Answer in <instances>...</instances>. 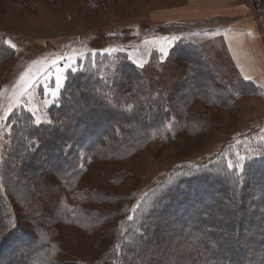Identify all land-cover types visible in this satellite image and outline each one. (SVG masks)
Segmentation results:
<instances>
[{
	"label": "trees",
	"instance_id": "16d2710c",
	"mask_svg": "<svg viewBox=\"0 0 264 264\" xmlns=\"http://www.w3.org/2000/svg\"><path fill=\"white\" fill-rule=\"evenodd\" d=\"M15 55L0 37V66ZM180 62L184 78L168 99L163 88H152L149 74L162 63L157 55L144 70L125 54H88L76 71L66 72L60 97L46 110L51 123L36 124L24 109L10 113L0 160V225L6 226L0 232L7 234L0 239V264H264V157L257 166L245 163L243 181L223 162L179 168L133 212L134 193L121 190L129 178L123 171L108 168L100 173L103 186L77 190L88 169L84 156L120 164L161 133L165 146L183 135L199 138L218 122L193 112L195 102L229 109L237 98L256 93L253 81L224 85L221 64L191 39L178 42L166 63ZM50 179L69 195L49 213L39 204L27 215ZM234 191L238 198L228 207ZM12 223L15 229L7 227ZM60 227L67 228L65 240ZM81 234L92 240L79 241Z\"/></svg>",
	"mask_w": 264,
	"mask_h": 264
},
{
	"label": "rangeland",
	"instance_id": "374dc122",
	"mask_svg": "<svg viewBox=\"0 0 264 264\" xmlns=\"http://www.w3.org/2000/svg\"><path fill=\"white\" fill-rule=\"evenodd\" d=\"M25 1L27 2H23V7L16 5L12 0H5V10L0 15V37L8 45L17 46L29 41L27 37L33 32L64 29V40L52 45L48 50H43L37 56L35 61L42 63L30 65L26 71L28 76L25 82L30 81L31 87L23 96L18 95L24 87V83L20 81L7 95L5 92L3 95L4 64L7 62L0 66V116L6 112L9 116L14 109H24L33 115L36 124L48 123L51 119L46 110L60 97L66 72L76 71L79 62L88 54L94 56L96 53H108L111 58L125 54L135 64L132 60L134 53L145 51L149 46L152 52L145 57L147 63L139 68L148 70L152 64V56L159 57L162 63L156 72L149 70L151 84L154 90L163 88L165 96L169 99L172 97V87L180 84L184 78L185 65L180 62L177 66H171L166 62L170 60L171 49L182 39H191L208 55L212 63L221 64L218 69L224 85H229L230 81H244L230 60L222 40V31L218 29L212 33L208 32L207 28L215 29L211 27L213 24H207L206 27L180 23L155 26L156 21L151 19L149 12L171 6V0ZM255 2L259 13L262 14L261 1ZM70 26L80 33L72 32ZM58 76L61 77L62 87L58 89V96L53 98L51 93L57 90ZM255 85V94L237 98L230 103L229 109L206 108L201 102H195L193 112L211 115L218 122L209 131L201 132L199 138L189 139L183 135L175 145L165 146L161 133L158 139L136 158L120 164L103 165L86 160L84 156L83 162L88 169L77 184V190L103 186L105 181L100 178V173L108 168L117 173L123 171L129 178L125 180L121 190L129 189L134 193L135 200L131 209L133 212L156 185L179 168H209L218 162L228 166L229 161L235 163L238 160L243 165H259L264 157V87L259 83ZM37 120L40 123H37ZM168 126H171V122ZM10 131L11 126L7 119L0 120V160L6 149L5 134ZM232 169L243 181V171ZM67 195L69 191L65 186L50 179L42 196L29 208L27 215H32L39 204H44L46 212L49 213L55 201L60 196ZM67 234V228L60 227V235L64 240ZM84 236L86 235L81 234L79 241ZM86 237L87 240H92L91 237Z\"/></svg>",
	"mask_w": 264,
	"mask_h": 264
},
{
	"label": "crops",
	"instance_id": "0c3cea01",
	"mask_svg": "<svg viewBox=\"0 0 264 264\" xmlns=\"http://www.w3.org/2000/svg\"><path fill=\"white\" fill-rule=\"evenodd\" d=\"M171 1L173 2L171 6L149 12L151 19L156 21L155 26L180 23L186 26L206 27L207 24H213L214 26L211 27L215 29L207 28L208 32L212 33L218 29L222 31V40L240 77L243 80L259 83L264 87L263 11L260 14L258 8H252L250 0ZM260 1L264 7V0ZM70 28L75 34L80 33L75 32L72 26ZM64 32V29L33 32L27 37L29 41H24L13 47L16 51L14 59L4 64L3 95L4 92L7 95L17 85L21 75L29 69L43 50H48L52 45L64 40ZM151 50L152 48L149 46L148 49L145 48V51H137L132 60L138 67L141 64L144 66L147 63L145 57H148Z\"/></svg>",
	"mask_w": 264,
	"mask_h": 264
},
{
	"label": "snow or ice",
	"instance_id": "6c2138e0",
	"mask_svg": "<svg viewBox=\"0 0 264 264\" xmlns=\"http://www.w3.org/2000/svg\"><path fill=\"white\" fill-rule=\"evenodd\" d=\"M12 47H15V45H11ZM163 51V50H162ZM55 62V61H53ZM33 63H42V61H33ZM140 67H143V65L141 64ZM28 76V73H24L23 75H21L20 77V82L24 83V87L21 89V91L19 92L18 95L23 96L24 93L27 91L28 88L31 87V82H25V78ZM245 79H248V77H245ZM62 87L61 84V77L58 76L57 77V90L52 91L51 95L53 96V98H56L58 96V89ZM19 103V101L17 100V104ZM9 111H11V105L9 106ZM8 118V113L6 112L3 116H0V120H6ZM37 123H40L39 120L36 121ZM48 123H51V121H48ZM244 158H241V160ZM228 168L232 169V168H238L241 172L244 170V165L241 163L240 160L236 161L235 163L229 161L228 162ZM238 182V181H237ZM238 198L237 193L234 191L233 192V197L231 200V203L228 205V207H232L233 204H235L236 200ZM6 226L4 225H0V228H4ZM10 229H15L16 225L15 223L10 224L9 226H7ZM7 236L6 233L4 232H0V239H4Z\"/></svg>",
	"mask_w": 264,
	"mask_h": 264
},
{
	"label": "built area",
	"instance_id": "2783aa9c",
	"mask_svg": "<svg viewBox=\"0 0 264 264\" xmlns=\"http://www.w3.org/2000/svg\"><path fill=\"white\" fill-rule=\"evenodd\" d=\"M251 7L253 8H256L257 9V5H256V2L255 0H251Z\"/></svg>",
	"mask_w": 264,
	"mask_h": 264
}]
</instances>
